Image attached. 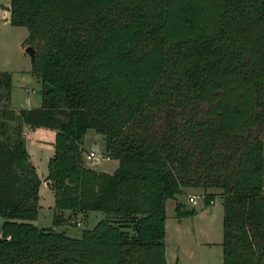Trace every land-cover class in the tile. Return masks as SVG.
<instances>
[{"label":"trees","instance_id":"1","mask_svg":"<svg viewBox=\"0 0 264 264\" xmlns=\"http://www.w3.org/2000/svg\"><path fill=\"white\" fill-rule=\"evenodd\" d=\"M40 81L10 105L0 70V264H166L165 200L220 197L221 264H264V0H9ZM54 130L51 224L23 126ZM87 128L110 172L83 162ZM216 188L218 191L207 190ZM64 210L69 213L65 214ZM103 212L71 236L53 225ZM173 264H177V260Z\"/></svg>","mask_w":264,"mask_h":264},{"label":"rangeland","instance_id":"2","mask_svg":"<svg viewBox=\"0 0 264 264\" xmlns=\"http://www.w3.org/2000/svg\"><path fill=\"white\" fill-rule=\"evenodd\" d=\"M9 0H0V20L5 15V9ZM27 34L22 25L6 24L0 21V41L6 42L7 52L10 58L7 62L0 60V69H10L12 99L11 106H34L39 104L40 95L38 89L40 81L30 72V57L25 51L27 44L21 42ZM3 52L0 50V56ZM27 89V91H26ZM54 130L49 127L25 128V137L28 153L34 162L36 173L41 182L38 186V200L41 206L33 222L38 226L51 224L52 212L49 205L52 203V191L45 184L46 161L51 153V141ZM84 149H93L97 159L91 163L84 159V164L98 170L112 171L117 166V160L105 157L103 152V138L92 128H87L82 139ZM84 150V151H85ZM264 158V143H263ZM264 176V168H263ZM43 180V181H42ZM209 190V189H208ZM213 191V190H212ZM195 195L196 203L188 200V195ZM185 208H195L192 215L177 218L174 211V200H166V218L164 221V258L166 264H173L177 258V264H221V217L222 207L218 194L213 195V203L203 202L201 188H186L179 196ZM103 217V212L90 210L85 215L73 217V222L53 225V228L64 229L72 236L79 235L81 229L90 228L98 218ZM1 221V217H0ZM76 222H79L77 224Z\"/></svg>","mask_w":264,"mask_h":264},{"label":"crops","instance_id":"3","mask_svg":"<svg viewBox=\"0 0 264 264\" xmlns=\"http://www.w3.org/2000/svg\"><path fill=\"white\" fill-rule=\"evenodd\" d=\"M8 6V5H7ZM1 22H2V25H6V24H10V22H9V20H8V18H1V20H0ZM25 38V37H24ZM21 42V45H22V41H20ZM0 50L3 52V55L2 56H0V60H2V62H7V60L10 58V56H9V52H7V47H6V42H3V41H0ZM0 70H7V71H9L10 69H7V68H3V69H0ZM10 72V71H9ZM10 76H11V78H12V75H11V73H10ZM36 79V78H35ZM11 85H12V82H11ZM26 91H27V89H26ZM12 99V91H11V88H10V100ZM40 101V100H39ZM10 105H11V102H10ZM34 106H37V105H34ZM14 109H18V108H20V107H30V106H18V107H14V106H12ZM35 127H43V126H35ZM25 128H27V129H31V128H33V127H28L27 125H24L23 126V136H24V140H25V147H26V150H27V145H26V137H25ZM85 134V133H84ZM84 136V135H83ZM52 145V144H51ZM82 148H83V150H82V156H84V154H85V152H87L89 149H91V148H89V149H84V147H83V144H82ZM93 148H95V149H97V146L94 144L93 145ZM52 150H53V148L51 149V153H52ZM85 150V151H84ZM27 152H28V150H27ZM50 153V154H51ZM29 154V153H28ZM49 154V155H50ZM48 155V156H49ZM29 156H30V154H29ZM106 157V156H105ZM29 159H30V161L33 163V165H34V162H33V160H32V158H30L29 157ZM84 160V159H83ZM84 163V162H83ZM95 170H98V169H95ZM104 171V170H103ZM43 181V180H42ZM46 184V183H45ZM47 186H48V184H46ZM49 187V186H48ZM188 189V188H187ZM213 190V191H218V189H216V188H207V190ZM52 198H53V196H52ZM167 200V199H166ZM166 200H165V215L167 216V214H166ZM52 202H53V200H52ZM213 203V202H212ZM38 204H39V206H38V208L41 206V203L39 202V200H38ZM51 205H52V203H51ZM51 205H49V207L51 208ZM51 212H52V209H51ZM37 213H38V209H37ZM64 213L65 214H68L69 213V211L68 210H64ZM80 214L81 213H77L76 214V216H80ZM166 216H165V218H166ZM165 221V220H164ZM44 226V225H43ZM164 235H165V233H164ZM72 236V235H71ZM177 258H175V260H176ZM167 263V262H166Z\"/></svg>","mask_w":264,"mask_h":264},{"label":"built area","instance_id":"4","mask_svg":"<svg viewBox=\"0 0 264 264\" xmlns=\"http://www.w3.org/2000/svg\"><path fill=\"white\" fill-rule=\"evenodd\" d=\"M83 159H87L89 161V163L95 161L97 159V155L95 153V148L89 149L87 152H85ZM187 198L192 204L196 203L195 195L189 194ZM209 202L212 203L213 200L210 199ZM76 223L79 224V222H76Z\"/></svg>","mask_w":264,"mask_h":264},{"label":"water","instance_id":"5","mask_svg":"<svg viewBox=\"0 0 264 264\" xmlns=\"http://www.w3.org/2000/svg\"><path fill=\"white\" fill-rule=\"evenodd\" d=\"M4 18H9V9H5V15ZM25 51L29 54L30 59H32L34 54V49L31 45L27 44L25 46ZM34 78H36L35 75H33ZM45 183H48V181H45Z\"/></svg>","mask_w":264,"mask_h":264}]
</instances>
